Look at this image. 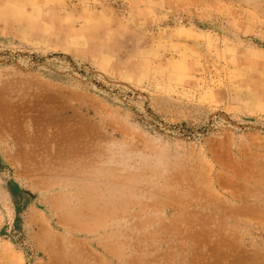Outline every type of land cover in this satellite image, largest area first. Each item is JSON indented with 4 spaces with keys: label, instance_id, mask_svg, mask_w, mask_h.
I'll return each mask as SVG.
<instances>
[{
    "label": "rangeland",
    "instance_id": "obj_1",
    "mask_svg": "<svg viewBox=\"0 0 264 264\" xmlns=\"http://www.w3.org/2000/svg\"><path fill=\"white\" fill-rule=\"evenodd\" d=\"M0 264H264V0H0Z\"/></svg>",
    "mask_w": 264,
    "mask_h": 264
},
{
    "label": "trees",
    "instance_id": "obj_2",
    "mask_svg": "<svg viewBox=\"0 0 264 264\" xmlns=\"http://www.w3.org/2000/svg\"><path fill=\"white\" fill-rule=\"evenodd\" d=\"M19 229H20V226L15 224L13 226V229H12V234L15 235V236L18 235L20 238H22V236H20L19 233H18Z\"/></svg>",
    "mask_w": 264,
    "mask_h": 264
}]
</instances>
